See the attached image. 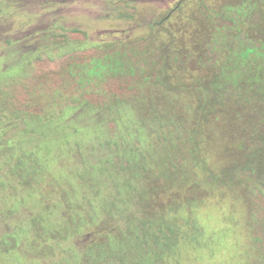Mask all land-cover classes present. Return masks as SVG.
Masks as SVG:
<instances>
[{"label": "rangeland", "instance_id": "374dc122", "mask_svg": "<svg viewBox=\"0 0 264 264\" xmlns=\"http://www.w3.org/2000/svg\"><path fill=\"white\" fill-rule=\"evenodd\" d=\"M118 1L0 0V77L16 74L26 58L56 48L59 43L53 41L51 36L55 34L57 28L77 29L86 33V39L81 44L70 43L68 47L60 44L61 50L77 45L89 46L152 36L157 45H165L170 52L177 54L176 51L188 49L193 55L192 59L200 58L199 53L196 54L194 51L201 50L203 43L200 41L207 37L210 8L220 12L234 9L235 14L245 15L250 6H255V2L253 5L249 0H125L127 6H134L133 18L129 21L118 17V13L125 9L124 6L116 4ZM201 3L209 7L205 13ZM255 7L262 12V6ZM230 19L235 22L236 16ZM236 25H239V22ZM226 29L227 27H222L220 31L214 29L210 35L209 31L207 32L209 38L206 41H210L209 48L214 52L215 58L220 56L216 64L220 65V68L216 65L206 68L210 63V59L206 58L200 63L201 70L190 68L181 71L169 70L171 82L176 85L175 87H180L178 85L181 83H198L205 78L211 80L212 76L214 79L218 70L219 76L228 75L229 78H236L242 74L244 68L240 65L242 60L258 56L261 63L264 61L261 50L245 48L248 36L228 37L225 35ZM231 41L237 42L231 45ZM230 45L232 49L228 51L227 47ZM177 57L173 55V58ZM221 66L224 70L222 74ZM204 71L209 74H203ZM142 97L149 99L147 96ZM140 101L148 106V100L145 98H140ZM176 102L182 108H186L185 114L193 120V124H190V140L195 144V154L201 158L198 163L207 164L218 171L232 163V153L236 149H233L234 143L230 146L232 139L229 132L216 128L210 121L212 117L209 114L198 115L194 108L198 101H194L192 97L187 96L183 99L182 95ZM154 104L156 109L169 114L166 113L164 117L173 121L172 124L178 122L170 117L178 111L177 106H169L161 99L154 101ZM203 104L205 103L202 102ZM208 104L209 102L206 106ZM113 109L116 112L114 118L118 122L123 144L119 143L118 135L111 136L107 113L95 109L86 111L82 106L68 110L58 121L44 123L42 120H28L30 123L27 131L20 134V137L18 135L17 138L10 139L11 148L0 155V238L2 234H13L17 240L15 238L16 245L14 248L10 247L8 251L0 248V264L52 262L82 264L81 254L86 252L87 245L96 238L108 257L87 264H121L120 257L112 256L105 250L106 246L100 238L108 235L113 242L117 241L119 231H123L127 224L125 215L131 212L134 217H141L135 199L136 193L143 186L141 182L144 177L138 170L141 175L136 180L129 170L117 168L113 161L115 150L112 145L114 142L119 146V151L130 152L135 148V141L132 139L136 135L139 140L138 147L148 151L155 147L153 133L145 126L137 124L136 126L140 128L134 130L133 122L140 120L134 107L122 103ZM230 120L232 119L229 118L228 122ZM9 123V120L0 118V134ZM255 123L258 126L256 121ZM172 124L167 128L170 130L173 127L174 134L175 127ZM246 125L245 122L248 129ZM261 133L264 134V130L261 129ZM22 153H33L32 157H37L45 166L41 175L29 185L21 182L19 174H16L19 171L16 170L15 164ZM135 156L137 161L142 160L137 162L138 164L151 166L153 172L155 169L160 171V165L164 161L162 155L158 159L160 165L148 157L141 159L140 154ZM25 166L22 168H27L28 161H25ZM89 167H93L94 170L89 172ZM188 174V180L181 178L174 181L173 188L180 195L186 192L191 181L193 185H197L194 177ZM22 178L24 180L23 176ZM162 178L160 180L164 181L165 177ZM198 182L200 188H205L209 184L202 180ZM227 187L224 189L218 186L216 189L215 184H209L208 188L214 195L204 200L203 204L192 200L190 209H187L184 197L179 196L174 201L179 202L178 206L175 205L174 212L185 211L186 215H193L195 218V213L199 209H204V214H207V207L212 199L211 209L214 214L206 216L210 219L205 221L203 227L207 232L217 234V248L197 247L195 241L188 238L189 236H183L181 231L177 233L176 238L153 233L156 252L161 253L164 260L149 256L151 253L148 251L146 253L150 258V264H253L252 259L244 260L249 256L246 245L249 244L250 238L247 192L241 189L238 183ZM63 195H66L65 198ZM214 200L216 211L213 210ZM85 211L94 214V225H88L83 221L79 224L78 232L62 237V227L69 225V220L76 221L77 216L84 218ZM75 213L78 215L75 216ZM102 222H107L108 226L97 232L95 228L97 225L100 227ZM129 223H133L135 227L137 225L135 219H131ZM38 224L55 233L54 236L38 238L36 235ZM58 232L61 234H56ZM136 233L140 234V231L136 229ZM9 239L11 238L4 237L8 246L11 245ZM152 240L149 239L150 242ZM45 244L53 247L49 255L43 252L42 247ZM131 258L125 257V263L128 264Z\"/></svg>", "mask_w": 264, "mask_h": 264}, {"label": "trees", "instance_id": "16d2710c", "mask_svg": "<svg viewBox=\"0 0 264 264\" xmlns=\"http://www.w3.org/2000/svg\"><path fill=\"white\" fill-rule=\"evenodd\" d=\"M249 1L253 5L255 2V6H262V12L255 6H250V10H247L245 15L235 14L234 9H225L220 12L210 8L211 14H208L209 18H207L209 20L206 29L207 37L204 41L195 39L203 43L200 51H194L200 56L196 59H192L193 55L188 49L176 51L177 54L170 52L165 45H157L152 36L89 46L77 45L61 50L60 44L65 47H68L70 43L81 44L86 39V33L77 29H55V34L51 38L59 43L56 48L26 58L16 74L5 78L0 77V118L10 122L0 134L2 143L0 155L11 148L10 139L13 140L18 135L20 137V134L27 131L30 123L28 120H42L44 123L58 121L68 110L81 106L86 111L95 109L107 113V124L111 136L118 135L119 143L123 144L113 108L126 103L134 107L136 115L140 117L139 121L133 122L134 130L137 131L140 128L136 126L137 124L145 126L153 133L155 148L148 151L138 147L139 140L136 135L132 139L133 142L135 141V148L130 152L119 151V146L113 142L114 165L119 169L129 170L136 180L141 175L139 170L144 180L135 199L141 217H134L131 212L125 215L127 224L123 231H119L120 236L115 242L107 234V236H101L100 239L106 246L105 250L112 256L120 257L121 264H126L127 256L132 257L128 264H150L149 256L164 260L162 254L156 252L153 233L176 238L179 231L184 234L183 236H189L188 238L195 241L197 247L217 248V234L207 232L203 227L205 221L210 219L206 216L214 214L211 209L212 199L207 207V214H204V209H199L195 213V218L193 215H186L185 211L174 212L175 205H179L178 201L177 203L174 201L182 196L187 209H190L192 200L203 204L204 200L214 195V192L208 188L209 184H215L216 189L218 186L227 189V186L238 183L241 189L247 192L249 206L250 238L249 244L246 245L249 256L244 260L252 259L253 264H264V134L261 133V129L264 130V61L261 63L258 56L242 60L240 65L244 68L242 74L236 78H229L228 75L219 76L218 70L214 79L212 76L211 80L205 78L198 83H181L178 85L180 87H175L176 85L171 82V74L168 73L169 70L174 69L201 70L200 63L206 58L210 59L206 68L216 65L220 56L215 58L214 52L209 48L210 41H206L209 38L207 32L209 31L210 35L214 29L220 31L222 27H227L225 35L228 37L248 36L249 40L245 48L261 50L264 54V0ZM126 2L119 0L116 3L125 7L121 13H118V17L130 21L133 18L134 6H127ZM201 8L205 13L209 7L201 3ZM232 16H236L235 22L231 21ZM238 22L239 25H236ZM235 42L237 41H231V45ZM231 45L227 47L228 51L232 49ZM173 55L178 57L173 58ZM216 66L220 68V65ZM222 71L224 70L221 66V74ZM227 72H229L228 68ZM206 73V71L203 72L205 75ZM173 95L176 97L174 98ZM182 95L183 99L188 96L198 101L194 107L198 115L209 114L212 117L210 121L216 128L229 132L232 139L230 146L234 143L233 149L236 150L232 153V163L227 167L220 168L218 171L207 164L198 163L201 158L195 154V144L190 140V124H193V120L185 114L186 108H182L176 102L177 99L182 98ZM142 96H147L149 99ZM140 98L148 100V106L143 105ZM159 99L169 106L178 107V111L170 115L172 120L178 122L172 124L173 121L164 117L167 112L155 108L154 101ZM202 102L205 104L202 105ZM229 118L232 120L228 122ZM232 122L234 124H231ZM245 122L248 129L245 127ZM170 124L175 127L174 134L173 127L170 130L167 128ZM135 154H140L141 159L148 157L154 160L155 164L159 163V156L162 155L164 161L161 165L159 163L160 171L155 169L153 172L151 166L138 164L137 162L142 160L137 161ZM32 156L33 153H22L15 164L16 170L19 171L15 173L19 174L21 182L27 185L45 170V166L39 162L38 158ZM25 161H28V166L24 169L22 167L25 166ZM89 168V172L94 170L93 167ZM37 171L41 172L38 174ZM35 172H37L36 176ZM189 172L191 174H188ZM187 174L194 177L197 185H193L191 181L186 192L180 195L173 188V184L176 179L188 180ZM162 176L165 177L164 181L160 180ZM201 180L209 183L205 184L207 187H199L198 181ZM128 188L131 189V187ZM116 192L119 195L118 190ZM65 196L63 195L64 198ZM213 210H217L215 200ZM77 215L78 213H75V216ZM79 217H76V221L69 220V225L62 227V237L78 232L79 224L83 221L88 225H94L95 216L89 211H85L84 218ZM131 219H135L136 227L133 223H129ZM107 222H102L100 227L97 225L96 231L99 232L104 226L107 227ZM36 228V235L41 239L43 236L55 234L41 224H38ZM136 229L140 231V234L136 233ZM61 232L56 234L60 235ZM4 237L11 238L10 246L5 242ZM15 238L13 234H2L0 248L6 251L10 247L14 248ZM149 239L153 240L150 242ZM97 241L96 238L89 243L86 252L81 254L82 264L99 262L108 257ZM42 248L45 255L53 251V247L48 244L43 245ZM111 248H114L112 252ZM148 251L151 253L149 256L146 253ZM146 258L147 263H145ZM51 264L63 263L52 262Z\"/></svg>", "mask_w": 264, "mask_h": 264}]
</instances>
